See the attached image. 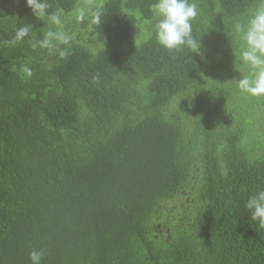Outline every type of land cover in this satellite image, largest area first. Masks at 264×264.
Returning a JSON list of instances; mask_svg holds the SVG:
<instances>
[{
  "label": "trees",
  "instance_id": "obj_1",
  "mask_svg": "<svg viewBox=\"0 0 264 264\" xmlns=\"http://www.w3.org/2000/svg\"><path fill=\"white\" fill-rule=\"evenodd\" d=\"M189 2L197 51L158 44L155 0H49L72 36L50 53L31 44L55 26L0 0V264L41 248V264H264L245 208L264 190V95L237 87L234 31L261 0ZM97 6L99 25L76 20Z\"/></svg>",
  "mask_w": 264,
  "mask_h": 264
},
{
  "label": "clouds",
  "instance_id": "obj_2",
  "mask_svg": "<svg viewBox=\"0 0 264 264\" xmlns=\"http://www.w3.org/2000/svg\"><path fill=\"white\" fill-rule=\"evenodd\" d=\"M27 7L31 9L36 18H47L55 30H49L44 38L33 39L31 46L54 52L59 42L70 46L72 36L64 29L62 13L57 10L49 12L51 7L49 0H25ZM153 10L158 17L155 24V37L160 46L169 51H178L183 47H194L197 51L198 45H194L192 37V21L198 16V6L189 0H155ZM95 25H99L104 17L102 7H94L80 10L76 14V20L83 22L86 18ZM30 26H22L15 30L10 40L4 41L8 47H15L30 34ZM234 31L243 41L239 52V61L247 66L249 72L236 81L237 87L253 96L264 95V0L251 12L246 23H236ZM61 58L67 55L66 50L59 52ZM25 78H31L33 71L27 65L22 66ZM98 80V77H94ZM245 208L251 212V219L258 222L259 227H264V190L257 191L250 196ZM46 254L45 249H33L29 252L31 264H41Z\"/></svg>",
  "mask_w": 264,
  "mask_h": 264
}]
</instances>
